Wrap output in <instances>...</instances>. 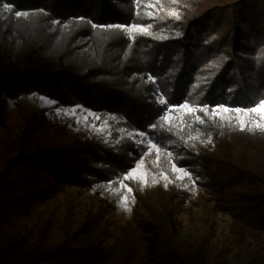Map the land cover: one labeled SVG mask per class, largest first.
Masks as SVG:
<instances>
[{"label":"trees","instance_id":"1","mask_svg":"<svg viewBox=\"0 0 264 264\" xmlns=\"http://www.w3.org/2000/svg\"><path fill=\"white\" fill-rule=\"evenodd\" d=\"M129 23L141 27L132 39L120 29ZM30 92L105 109L163 138L170 153L161 171L151 170L166 182L125 178L142 249L136 264H204L211 254L220 264H264V131L236 133L210 116L214 106L264 102V0H0V126L4 101ZM182 101L195 107L194 120L163 127V110ZM47 125L44 114L29 121L17 137L20 152L6 162L5 172L23 166L19 201L50 179L113 178L138 153L118 131L63 140L47 137ZM174 165L188 176L178 178ZM219 214L245 232L230 255L212 242ZM15 247H0V264ZM74 252L91 263L106 259L95 244L77 249L64 240L22 260L52 264Z\"/></svg>","mask_w":264,"mask_h":264},{"label":"rangeland","instance_id":"2","mask_svg":"<svg viewBox=\"0 0 264 264\" xmlns=\"http://www.w3.org/2000/svg\"><path fill=\"white\" fill-rule=\"evenodd\" d=\"M27 14L18 11L15 16L25 17ZM140 28L135 23L120 24L122 34L129 39H132L134 30ZM154 100L157 103L161 101L158 95ZM262 104L264 102L252 106L251 110L214 106L210 116L217 125L231 126L236 133L249 135L263 132L264 111H253ZM3 110L4 127L0 126V247L5 244L16 246L15 249L5 250L4 262L23 264L22 259L27 252H48L66 240L77 249L95 244L106 259L91 263L79 252H74L62 262L52 264H136L142 249L132 221L131 188L125 178L140 181L145 186H154L163 180L166 182L164 173L157 177L151 170L152 164L161 171L162 161L170 153L163 138L156 133L119 123L118 117L105 109L99 113L81 104L59 105L54 99L37 93L7 98ZM195 112V107L188 101L171 104L163 110L161 122L165 128L177 124L183 126L185 119H192L190 114ZM42 114L48 124L45 126L47 137L60 135L63 140H68L100 134L107 136L110 131H118L120 135L132 137L138 153L130 154L133 157L125 172L113 178L70 185H60L50 179L46 186L29 192L21 198L23 202L19 201L17 197L25 181L21 176L24 169L22 165H16L5 172L6 162L20 152L17 139L20 131L26 128L29 121L34 122L35 116ZM106 117L113 121L111 126L104 124ZM173 169L178 178L188 176L186 168L174 165ZM188 206L186 202L183 209L187 210ZM218 218L212 242L230 255L236 248L235 240L245 232L240 231L239 225L228 214H219ZM252 236L253 239L258 238L256 233ZM219 259V255L211 254L204 264H220Z\"/></svg>","mask_w":264,"mask_h":264},{"label":"snow or ice","instance_id":"3","mask_svg":"<svg viewBox=\"0 0 264 264\" xmlns=\"http://www.w3.org/2000/svg\"><path fill=\"white\" fill-rule=\"evenodd\" d=\"M225 111H227V109H225ZM253 111H264V104H262L259 109H254ZM129 191H130V189H129Z\"/></svg>","mask_w":264,"mask_h":264}]
</instances>
